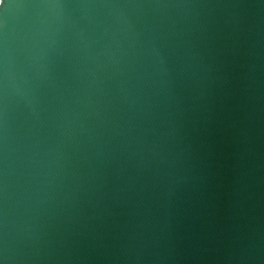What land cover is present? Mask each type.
Wrapping results in <instances>:
<instances>
[{
    "label": "water",
    "instance_id": "95a60500",
    "mask_svg": "<svg viewBox=\"0 0 264 264\" xmlns=\"http://www.w3.org/2000/svg\"><path fill=\"white\" fill-rule=\"evenodd\" d=\"M0 264H264V0H0Z\"/></svg>",
    "mask_w": 264,
    "mask_h": 264
}]
</instances>
